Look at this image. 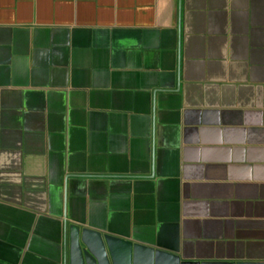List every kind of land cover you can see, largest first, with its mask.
<instances>
[{
	"label": "crops",
	"instance_id": "1",
	"mask_svg": "<svg viewBox=\"0 0 264 264\" xmlns=\"http://www.w3.org/2000/svg\"><path fill=\"white\" fill-rule=\"evenodd\" d=\"M83 229L264 264V0H0V264Z\"/></svg>",
	"mask_w": 264,
	"mask_h": 264
},
{
	"label": "water",
	"instance_id": "2",
	"mask_svg": "<svg viewBox=\"0 0 264 264\" xmlns=\"http://www.w3.org/2000/svg\"><path fill=\"white\" fill-rule=\"evenodd\" d=\"M109 247L111 250L112 258L109 257L103 237L101 233H95L90 229H83L81 240L79 239V232L74 235L73 251L77 259L81 260V264H136L135 259L132 263V256L127 254L123 262H119L114 256V241L115 237L106 236ZM82 242L85 246H82ZM112 242V244H111ZM138 245H134L135 255L137 253ZM152 250V249H150ZM154 257L149 264H163L164 257L161 256L165 253L159 249H154ZM175 264H187L183 261H177Z\"/></svg>",
	"mask_w": 264,
	"mask_h": 264
}]
</instances>
